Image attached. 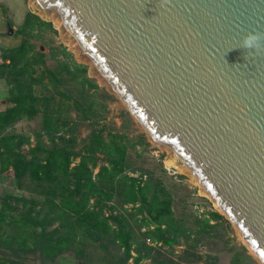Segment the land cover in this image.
Returning <instances> with one entry per match:
<instances>
[{"label": "water", "instance_id": "95a60500", "mask_svg": "<svg viewBox=\"0 0 264 264\" xmlns=\"http://www.w3.org/2000/svg\"><path fill=\"white\" fill-rule=\"evenodd\" d=\"M35 1L264 264V0Z\"/></svg>", "mask_w": 264, "mask_h": 264}, {"label": "trees", "instance_id": "16d2710c", "mask_svg": "<svg viewBox=\"0 0 264 264\" xmlns=\"http://www.w3.org/2000/svg\"><path fill=\"white\" fill-rule=\"evenodd\" d=\"M45 27L56 32L50 21L28 11L16 32L22 35L21 42L1 54L0 79L9 86L10 105L0 110V166L12 169L18 189L30 196L3 198L0 246L11 248L17 243L13 246L17 258L21 257L18 250L39 251L41 264H54L66 250L81 257L77 264H128L131 258L133 264H139L152 257L156 264H166L153 252L160 254L162 246L175 247L182 237L190 236L173 215L171 194L161 184L144 180L145 172L129 174V170L138 171L130 164L133 145L129 136L96 126L106 119L103 111L107 109L97 93L89 92L100 90L99 85L88 76L87 66L72 60L65 48L62 53L69 60L60 59L56 51L48 56L33 42ZM49 58L57 61L54 67L48 66ZM100 96L114 99L105 90ZM71 109L77 112L74 119L68 116ZM38 117L40 128L34 132L33 145L31 136L15 132V127ZM80 122H88L92 128L77 149ZM144 139L139 135L135 144H144ZM77 158L79 161L72 165ZM116 196L122 207L133 205L134 213L109 204ZM13 200L21 201L24 208L12 205ZM139 214L141 226L153 227L143 235L152 244L156 242L154 245L145 240L137 242L132 221ZM210 217L224 218L218 212H211ZM209 221L204 219L206 226ZM55 223L58 225L51 229ZM204 231L200 229L197 234ZM89 246L105 250V254L92 257ZM0 264L29 263L4 254L0 255Z\"/></svg>", "mask_w": 264, "mask_h": 264}, {"label": "rangeland", "instance_id": "374dc122", "mask_svg": "<svg viewBox=\"0 0 264 264\" xmlns=\"http://www.w3.org/2000/svg\"><path fill=\"white\" fill-rule=\"evenodd\" d=\"M35 0H0V64L3 62L1 54L3 49L17 46L22 39V35L16 34L19 27L23 23L24 17L28 11H31L42 19L50 21L56 32L50 31L46 27L41 29L39 36L33 38V42L39 47L43 48L46 54L53 51L59 53V58L69 60L64 56L62 49L65 48L70 53L72 60L79 64L86 65L88 68L87 74L94 79L99 85L100 90H92L89 92L97 93V98L107 104V109L103 111L106 119L98 127H103L106 132L112 130L125 133L130 138V148L132 167L138 168L136 173L129 170L131 176H139L140 172H145L144 180L150 179L151 184H161L172 196V211L176 219L180 221V227L186 229L190 236L186 239L181 238V244L175 247L162 246L160 254L153 252L157 259L164 260L166 264H262L256 256L250 251L243 239L238 234L237 229L230 223L228 218L221 212V210L212 202V200L203 195L200 186L194 182V179L187 174L178 172L176 168H168L166 161L171 157L175 158L177 163L182 164L181 160L174 154L172 150L163 144L153 141L149 135L143 130L139 123L135 120L133 115L127 111L125 104L113 94L110 89L99 82L97 77L92 72V67L89 63L81 62L77 59L74 47L71 46L72 35L67 29L52 20L48 19L44 14H51V11L35 8ZM58 19L60 16L55 12ZM49 67H54L57 64L55 59H48ZM93 74V75H92ZM41 86H38V92H41ZM107 91L114 96L113 100H107L100 96L102 91ZM9 86L6 81L0 79V109H5L9 104ZM77 112L74 109L70 110L69 117L74 119ZM71 126V125H70ZM78 130L76 131L77 146L79 149L83 146V140L86 139L91 132L92 126L88 122H80ZM40 128V117L35 120H23L15 127V132H25L31 136L32 144L36 142L35 131ZM145 137L144 144L136 145L138 136ZM47 142V138H45ZM29 145H26L28 147ZM171 151V153H170ZM79 161V158L72 164ZM99 169H95V173ZM24 194L30 196L28 192L21 191L17 187L16 179L12 169H1L0 166V209L3 198L7 195L20 196ZM12 205L21 210L24 205L21 201H11ZM109 204L119 206L120 211L126 212L124 209L132 210L133 205H126L125 208L121 206L119 197ZM137 204L135 207L139 206ZM38 204L36 208H39ZM211 212H218L223 215V219L212 220ZM142 215L136 216V220L132 221L133 233L136 235L137 242L145 240L148 244L147 237L145 239L143 232L153 228L148 224H141ZM209 219V226H206L204 219ZM58 223H55L52 228H55ZM200 229H205L204 232L197 234ZM150 236V235H148ZM156 243V242H155ZM154 243V244H155ZM150 244V245H154ZM17 243L13 246L16 247ZM13 246L11 248L0 246V255L7 254L8 257L18 261L28 262L29 264H41L42 259L40 252H31L28 250H18L20 258L14 254ZM136 246V244L134 245ZM159 246V244H157ZM112 248V246H111ZM112 248L111 250H113ZM88 254L94 256L105 254V250L89 246L87 248ZM136 256V252H132ZM81 257L77 256L73 250H66L60 254L54 264H77ZM134 260L131 258L128 264H133ZM91 264V263H90ZM139 264H156L154 258H144Z\"/></svg>", "mask_w": 264, "mask_h": 264}, {"label": "bare ground", "instance_id": "6f19581e", "mask_svg": "<svg viewBox=\"0 0 264 264\" xmlns=\"http://www.w3.org/2000/svg\"><path fill=\"white\" fill-rule=\"evenodd\" d=\"M35 2V8L39 9V11H42V10H47V9H44V8H41L36 1ZM47 11H51V14L48 15V14H44V16H46L48 19H52L54 20L57 25H60L61 28L63 29V27L65 28L64 26V23H63V20L60 16V19H58V17L56 16L55 14V11L54 10H47ZM70 33V32H69ZM71 46L74 47V51H75V54L77 56V59L81 62H86V63H89L90 66L92 67V72L93 74L97 77V79L99 80V82L101 84H104L106 86H108V83L106 82L105 78L100 75L96 70H95V67L92 63V61L90 60V58H88V56H86V54L84 53V51L80 48L78 42L72 37V40H71ZM92 74V75H93ZM173 152V150H172ZM171 153V151H170ZM174 155H176L174 152L172 153ZM166 166L168 168H176L178 170V172L182 173V174H187L189 176H192L191 178L194 179V182H196L200 188H201V192L203 193V195L209 197L212 202L221 210L220 206L211 198V196L204 190V188L200 185V183L198 182V180L195 178L194 174H193V171L188 168L184 163L182 164H179L177 163L176 159L173 157H171L170 159H168L166 161ZM222 212V210H221ZM244 241V240H243ZM246 244V243H245ZM247 245V244H246ZM248 247V246H247ZM249 248V247H248ZM250 249V248H249ZM250 251L253 253V251L250 249ZM254 254V253H253ZM255 255V254H254ZM256 256V255H255ZM257 257V256H256Z\"/></svg>", "mask_w": 264, "mask_h": 264}, {"label": "clouds", "instance_id": "9594fccd", "mask_svg": "<svg viewBox=\"0 0 264 264\" xmlns=\"http://www.w3.org/2000/svg\"><path fill=\"white\" fill-rule=\"evenodd\" d=\"M264 35L261 33H249L245 36L243 40V44L241 48H244L247 51V55H251L253 49H255L256 54H259L262 50V46L260 44V37Z\"/></svg>", "mask_w": 264, "mask_h": 264}, {"label": "built area", "instance_id": "2783aa9c", "mask_svg": "<svg viewBox=\"0 0 264 264\" xmlns=\"http://www.w3.org/2000/svg\"><path fill=\"white\" fill-rule=\"evenodd\" d=\"M147 241L150 243L151 242L150 238H148Z\"/></svg>", "mask_w": 264, "mask_h": 264}, {"label": "snow or ice", "instance_id": "6c2138e0", "mask_svg": "<svg viewBox=\"0 0 264 264\" xmlns=\"http://www.w3.org/2000/svg\"><path fill=\"white\" fill-rule=\"evenodd\" d=\"M262 255H264V253H262Z\"/></svg>", "mask_w": 264, "mask_h": 264}, {"label": "crops", "instance_id": "0c3cea01", "mask_svg": "<svg viewBox=\"0 0 264 264\" xmlns=\"http://www.w3.org/2000/svg\"><path fill=\"white\" fill-rule=\"evenodd\" d=\"M0 110H2V109H0Z\"/></svg>", "mask_w": 264, "mask_h": 264}]
</instances>
